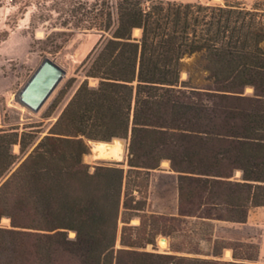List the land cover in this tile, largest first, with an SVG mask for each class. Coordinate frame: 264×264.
<instances>
[{
	"label": "trees",
	"instance_id": "obj_1",
	"mask_svg": "<svg viewBox=\"0 0 264 264\" xmlns=\"http://www.w3.org/2000/svg\"><path fill=\"white\" fill-rule=\"evenodd\" d=\"M60 1L49 10L72 7L61 26L100 38L83 62L86 79L23 159L12 146L24 153L25 133L0 128V221L10 225H0V264H256L252 243L212 233L194 242L185 225H243L264 208V0ZM47 17L32 14L30 27ZM193 55L207 72L203 88L180 77ZM85 139H113L122 158L124 140L127 169L90 172ZM163 161L176 176V216L146 213L148 174ZM158 235L170 253L144 250Z\"/></svg>",
	"mask_w": 264,
	"mask_h": 264
},
{
	"label": "rangeland",
	"instance_id": "obj_2",
	"mask_svg": "<svg viewBox=\"0 0 264 264\" xmlns=\"http://www.w3.org/2000/svg\"><path fill=\"white\" fill-rule=\"evenodd\" d=\"M53 1L62 6L63 2L60 0H15V3L12 0H2L0 4V128L5 130L16 128L19 135L25 133V141L28 145L24 153L20 152L19 143L12 146V153L16 156L17 161L23 159L48 134L77 87L86 79V65L83 62L100 38L99 34L93 32H76L71 25L67 26L68 29L61 26L60 23L64 20H71L72 17L68 9L72 7H63V11L54 12L52 9L49 10ZM164 1L200 2L209 5H222L225 2V0ZM234 1L250 6L255 0ZM23 3L29 5L24 11L21 10ZM35 5L39 7H35ZM32 14L35 15V21L37 22L38 17L42 15H48V20L39 22L32 29L29 25ZM139 35V31H133L134 37H139ZM85 48L88 50L83 55ZM44 57H49L56 62L64 70V76L40 110L33 113L21 106L16 98ZM180 77L182 81L189 80V83L194 87H205L207 72L202 69V62L198 55L182 59ZM88 84L91 87L96 86L97 80L88 79ZM247 92H250V90H247ZM18 139L20 138L18 137ZM121 141L123 145V158L121 161L100 160L89 163L85 155L83 161L89 166V171L92 172L94 166L103 164L117 165L127 169L126 144L124 140ZM234 177L239 178L240 173L236 172ZM148 178L146 213L176 216V176L169 171L168 162L163 161L159 169L150 171ZM138 223L137 219L130 221L132 226H137ZM0 225L8 228L10 226L9 220L2 219ZM185 228H191L197 233L196 238L193 239L194 242L202 235L212 233L214 238L218 237L225 241L252 243L251 247L256 246L258 248L255 259L256 264H264V208L251 209L247 221L243 225L214 222L212 230H210L205 229L202 225H195L191 221V223L185 225ZM68 236L73 238L74 233L69 232ZM160 238H166L167 241L164 246L159 245ZM169 241V237L158 235L155 239V246L147 245L144 250L152 253H170ZM178 241L180 239L175 240L176 243ZM116 247L120 248L119 232ZM198 249L208 253L211 245L201 240ZM246 249L242 251H245L246 254H254L255 248ZM223 257L229 259L231 252L224 250Z\"/></svg>",
	"mask_w": 264,
	"mask_h": 264
},
{
	"label": "water",
	"instance_id": "obj_3",
	"mask_svg": "<svg viewBox=\"0 0 264 264\" xmlns=\"http://www.w3.org/2000/svg\"><path fill=\"white\" fill-rule=\"evenodd\" d=\"M63 76L64 70L49 57H44L19 92L16 98L17 102L27 110L37 113L56 89ZM85 141L89 148L87 155H91L92 144L99 141L90 139H85ZM160 240L167 241L166 238H160Z\"/></svg>",
	"mask_w": 264,
	"mask_h": 264
},
{
	"label": "bare ground",
	"instance_id": "obj_4",
	"mask_svg": "<svg viewBox=\"0 0 264 264\" xmlns=\"http://www.w3.org/2000/svg\"><path fill=\"white\" fill-rule=\"evenodd\" d=\"M88 49L83 50V55ZM86 159L89 163H94L95 161H121L122 151L116 146V144L111 142H95L92 144V154L86 155ZM165 241H161L159 245L164 246Z\"/></svg>",
	"mask_w": 264,
	"mask_h": 264
},
{
	"label": "crops",
	"instance_id": "obj_5",
	"mask_svg": "<svg viewBox=\"0 0 264 264\" xmlns=\"http://www.w3.org/2000/svg\"><path fill=\"white\" fill-rule=\"evenodd\" d=\"M258 208H263V207H258ZM258 208H253V209H258Z\"/></svg>",
	"mask_w": 264,
	"mask_h": 264
}]
</instances>
